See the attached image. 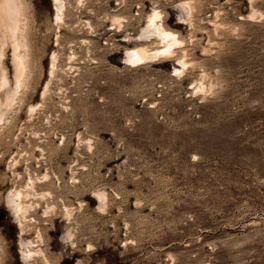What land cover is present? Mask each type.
I'll list each match as a JSON object with an SVG mask.
<instances>
[{"label":"rangeland","instance_id":"rangeland-1","mask_svg":"<svg viewBox=\"0 0 264 264\" xmlns=\"http://www.w3.org/2000/svg\"><path fill=\"white\" fill-rule=\"evenodd\" d=\"M157 1L167 24L189 38L195 66L186 75L175 70L178 59L129 65L127 33L112 29L117 12L137 34ZM190 1L195 27L182 0H93L88 11L72 8L74 28H60L51 0H29L31 87L0 129L4 264H24L5 196L29 171L52 178L38 183L52 196L32 212L52 264H264V15L248 17L252 7L264 14V0ZM61 29L60 74L43 100ZM204 73L216 81L206 95L196 88ZM21 155L22 178L9 169ZM95 190L107 192L105 210ZM47 204L56 209L44 216ZM35 225L24 239L35 238Z\"/></svg>","mask_w":264,"mask_h":264},{"label":"bare ground","instance_id":"bare-ground-1","mask_svg":"<svg viewBox=\"0 0 264 264\" xmlns=\"http://www.w3.org/2000/svg\"><path fill=\"white\" fill-rule=\"evenodd\" d=\"M92 1L93 0H74L73 2L72 0H51L56 12L58 26L60 28L67 26L74 28V24H70V16L74 14H72V8L76 7L78 10L83 8V10L88 11L90 10ZM122 1L124 2L125 0ZM158 2L159 1L155 2V4ZM160 7L161 6L157 4V6L153 7L151 12L149 11L145 19V24L137 34L129 33L127 26L131 21L128 16L118 14L117 12H111V20L114 25L112 29L116 30V32L124 31V33H127L121 42L125 45L124 56L125 61L129 65L138 66L156 60L172 61L178 59L181 61V67H176L175 70L179 75H186L189 69L195 66V62L189 60V38L183 37L180 32L173 30L167 24L164 11ZM181 9L187 14L192 25L195 27L197 12L196 2L182 0ZM178 15L180 19H185L181 14ZM220 15L219 11L215 16L217 20L216 28L219 26L217 23H219L218 19H220ZM263 15L264 14L258 9L252 7L248 17L250 19H255ZM31 18L32 10L29 0H0V129L2 128V130L4 126L9 125L13 121L14 115L18 113V109L31 87V80L33 77L32 48L30 41ZM83 24H85L84 27L86 26V28H89L91 31H95V26L91 20H87V22H83ZM85 39L86 38H84L83 41L86 42ZM62 40L63 33L61 29L56 39V46L58 47L53 50L50 56V79L42 90L41 97L43 100H46L49 96L51 83L57 76L59 70H61L60 66L63 58ZM71 41L73 42V40ZM131 42H134V44L129 45ZM90 43L91 41L89 40L88 44ZM204 50L205 52L208 51V47L205 46ZM72 51L73 52L68 56L70 62L77 56L75 50ZM197 83L196 88L204 95L208 94L216 87V81L209 78L207 73H204ZM40 105L42 106V104H39V106ZM37 109V104L30 103L28 105V112H30V114H33ZM88 143L89 147H91L90 141ZM39 151L43 156V152H45L44 149L40 147ZM21 156L22 157H13L11 163H9V169L18 177L22 176L19 165L22 163L21 158L24 156ZM28 159H30V157L25 160ZM27 164L28 170L30 165L29 163ZM27 178L26 184L20 187L15 186V188L11 189L5 196L7 206L18 220V226L20 228L18 243L19 252L24 264H52V260L45 248V238L42 228L37 218L32 214V212H36L41 205L37 200H45L47 196H52V191L50 190H38V183L51 185L52 178L48 172L41 176H35L31 171L27 172ZM75 179L76 178L72 176V182H74ZM92 196L99 201V208L105 210L108 200L107 192L105 190H95ZM82 205L81 203V206ZM55 209L56 204H47L44 216H48L50 212ZM64 210L67 218L72 219L74 208L64 203ZM33 223H37V225L34 226L36 228L35 238L24 239L23 235L29 232L28 225H33ZM65 236L74 242L75 233L73 230L68 229ZM2 246L0 242V264H4Z\"/></svg>","mask_w":264,"mask_h":264}]
</instances>
